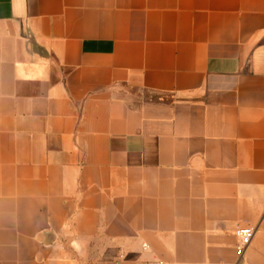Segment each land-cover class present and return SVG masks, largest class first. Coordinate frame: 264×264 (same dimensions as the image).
Masks as SVG:
<instances>
[{"label":"crops","instance_id":"crops-1","mask_svg":"<svg viewBox=\"0 0 264 264\" xmlns=\"http://www.w3.org/2000/svg\"><path fill=\"white\" fill-rule=\"evenodd\" d=\"M154 261L264 264V0H0V264Z\"/></svg>","mask_w":264,"mask_h":264},{"label":"built area","instance_id":"built-area-1","mask_svg":"<svg viewBox=\"0 0 264 264\" xmlns=\"http://www.w3.org/2000/svg\"><path fill=\"white\" fill-rule=\"evenodd\" d=\"M254 232H255V229L250 226H244V227L237 228L236 237L238 240V244L236 247V254L238 258H240L243 255L245 249L250 244L253 238ZM146 264H162V263L158 261H154V262H149Z\"/></svg>","mask_w":264,"mask_h":264}]
</instances>
